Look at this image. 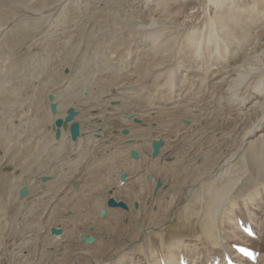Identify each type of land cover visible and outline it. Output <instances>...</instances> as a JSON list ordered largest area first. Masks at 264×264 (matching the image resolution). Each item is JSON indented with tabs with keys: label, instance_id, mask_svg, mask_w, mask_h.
Here are the masks:
<instances>
[{
	"label": "bare ground",
	"instance_id": "6f19581e",
	"mask_svg": "<svg viewBox=\"0 0 264 264\" xmlns=\"http://www.w3.org/2000/svg\"><path fill=\"white\" fill-rule=\"evenodd\" d=\"M0 49L15 58L77 56L60 66L68 74H49L46 111L38 110L42 96L34 100L40 114L7 107L4 99L22 83L0 87V264H39L44 243L55 251L48 264L73 250L91 264H119L86 252L104 259L119 243L122 264H159V254L167 264H181L180 256L187 264H210L224 249L236 264H264V224L256 227L264 213L247 199L264 192V0H0ZM103 54L108 67L93 62L88 73L81 66ZM19 62L2 63L11 69ZM84 73L95 90L78 91ZM150 77L162 82L153 102L144 87ZM68 107L80 114L72 121L82 122L74 140L72 121L55 125ZM152 113L140 123L141 114ZM132 149L139 157H131ZM67 174L71 181L64 182ZM62 203L84 210L89 224L98 216L92 243L82 235L62 239L59 223L46 231ZM238 217L255 226L256 239L240 234ZM238 243L258 252L255 263L233 250ZM24 250L29 255L22 258Z\"/></svg>",
	"mask_w": 264,
	"mask_h": 264
},
{
	"label": "rangeland",
	"instance_id": "374dc122",
	"mask_svg": "<svg viewBox=\"0 0 264 264\" xmlns=\"http://www.w3.org/2000/svg\"><path fill=\"white\" fill-rule=\"evenodd\" d=\"M255 39H257V38H255ZM1 50V49H0ZM2 52H0V87L2 88V86H3V88H4V90L5 91H7L5 88H8L7 86H9V87H11L13 84H15V83H17L18 85L16 86V87H19L20 85H19V83L21 84V87L20 88H15V89H13V90H11V91H13V94L15 95H13L14 97L13 98H11V99H9V97L10 96H8L7 95V99H4V101L6 102V101H8L9 103H10V105H8L7 107H10V106H12V107H10V108H13L14 106H18L19 105V107H17V109L16 110H18V114L19 113H30L31 114V112L33 113V112H35V113H37V114H40L41 112H43V110L44 111H46V107L44 106L45 104H46V101L48 100V98H46V92H47V90H46V85H45V81L46 82H48L49 84H51L52 83V81H51V78H52V76L51 75H49L50 73H54V72H61V74L63 73V74H68V70H67V68H65V69H63V70H61V67L60 66H62V65H65V63L67 64V62L68 63H73L75 60V58L77 57L75 54L74 55H71L70 57H68V54L66 55L67 57L65 58L64 57V54H62V53H51V52H46L45 54H41V52L40 53H38L39 54V56H38V54L37 53H33V54H23V55H20V56H17L16 55V58H15V56L14 55H3V54H1ZM49 54H51V55H49ZM52 54H54V55H52ZM60 54V55H59ZM47 55H49V56H47ZM63 55V56H62ZM24 56V57H23ZM46 56H47V58H46ZM52 56H54V57H52ZM104 56V57H103ZM107 56V57H106ZM20 57V58H19ZM52 57V58H51ZM56 57V58H55ZM73 57V58H72ZM102 57V58H101ZM4 58H6V60L4 59ZM7 58L9 59V60H7ZM14 58V59H13ZM42 58V59H41ZM49 58H51L52 59V61L49 59ZM54 58V59H53ZM68 58V59H67ZM71 59V61L73 60V62H70V59ZM89 57H87V59H88ZM96 58V59H95ZM17 59H19L20 60V62H19V66L17 67V68H11L12 70L14 69V71H11V69H8V68H6L5 66H6V64H3L4 62H6V63H8L9 61L11 62V61H13V60H17ZM45 59H48V60H46L45 61ZM94 60L93 61H88L89 62V64L87 63V65H86V63L84 62H82L81 63V66H82V64L84 65V67H86L87 66V68H85V70L86 71H88V73L89 72H92L93 73V71H91V70H93L94 69V67L93 66H91V64L93 63V62H95L96 64H97V67L99 68V69H102V67L103 68H106V67H108V66H106L107 65V62H108V60L110 59V56L109 55H106V54H103V55H96V57H94L93 58ZM65 60H67V61H65ZM96 60H98L97 62H96ZM107 62H106V61ZM3 62V63H2ZM9 62V63H10ZM8 63V64H9ZM55 63V64H54ZM7 64V65H8ZM103 64V65H102ZM3 65V66H2ZM24 65V66H23ZM29 67H30V69H29ZM58 67V68H57ZM16 69V70H15ZM55 69H57V71L55 70ZM59 69V70H58ZM89 69V70H88ZM91 69V70H90ZM22 70V71H21ZM24 70V71H23ZM7 71V72H6ZM28 71V72H27ZM9 72V73H8ZM33 73V74H32ZM87 73V74H88ZM32 74V75H31ZM85 74V75H84ZM83 74V77L81 78V79H83V86H81V87H79L78 88V91H79V89L80 90H82L83 89V93L84 92H86V89H87V87H89V88H92L93 90H95V85H93V82H91V79L90 78H87L88 76H87V74L86 73H84ZM176 74H177V72H175L174 73V75L176 76ZM5 75H6V77H5ZM89 75V74H88ZM51 76V77H50ZM2 77V78H1ZM36 77V78H35ZM77 77H80V76H77ZM12 78H13V80H12ZM21 78H22V80H21ZM24 78V79H23ZM34 78V79H33ZM41 78V79H40ZM84 78H85V80H84ZM80 79V80H81ZM87 79V80H86ZM169 79H170V77H169ZM169 79L167 80V85H168V87H169V94H170V96L171 95H174V93L171 91V89H170V82H169ZM4 80V81H3ZM24 80V81H23ZM152 80V82H150ZM173 80V79H172ZM3 81V82H2ZM21 81V82H20ZM85 81H87V82H85ZM174 81V80H173ZM8 82V83H7ZM28 82V83H27ZM33 82V83H32ZM42 82V83H41ZM4 84V85H1V84ZM35 83H37V84H35ZM87 83V84H86ZM90 83L92 84V85H90ZM162 83V82H161ZM160 82H157L156 84H154V81H153V78L152 77H150L147 81H146V83L144 84V87H145V89L147 90V95H149V101L148 102H153V101H155V99L157 100V97L156 96H158V92H159V84H161ZM29 84V87L27 86V85ZM33 84H35V85H33ZM79 84L80 85H82V82L80 81L79 82ZM26 85V86H25ZM38 85H40V86H44L45 88H44V91L43 92H41V91H39L38 89L40 88V86H38ZM153 85V86H152ZM155 85V86H154ZM37 86V87H36ZM87 86V87H86ZM92 86V87H91ZM95 86V87H94ZM157 86V87H156ZM31 87H34V88H32L31 89ZM35 87H36V89H35ZM84 87V88H83ZM22 88H24V89H22ZM158 90H157V89ZM184 88H185V90L187 91V93H188V90L186 89V88H188V85L186 84V86H184ZM195 88V87H194ZM194 88H191L189 91L191 92V91H193L194 90ZM17 89H19V90H17ZM114 89V88H113ZM4 90H1L0 89V93H2ZM14 90H15V92H14ZM16 90L18 91V92H16ZM25 90H28V91H25ZM58 90V89H57ZM92 90V91H93ZM107 90V89H106ZM105 90V91H106ZM155 90V91H154ZM184 90V91H185ZM2 91V92H1ZM25 91V92H24ZM35 91H36V95H35ZM49 91V90H48ZM152 92V94H151V92ZM163 91H166V90H163ZM10 92V91H9ZM34 94H33V93ZM39 92V93H38ZM176 92L178 93L179 92V90L177 89V87H175V94H176ZM4 93V92H3ZM2 93V94H3ZM18 93H20V94H18ZM27 93H28V95H27ZM156 95H155V94ZM16 95H17V97H16ZM19 95V96H18ZM30 95V96H29ZM32 95H34L35 97H33ZM37 95H39V96H37ZM130 95V94H129ZM129 95L127 94L126 96H124V94H123V97L125 98V99H127L128 97H129ZM152 95V96H151ZM22 96V97H21ZM23 96H24V98H23ZM42 96V98H43V100L42 99H38V97L40 98ZM128 96V97H127ZM12 97V96H11ZM34 98V99H33ZM38 99V101H39V105L38 106H40L41 107V105H42V107L41 108H39L38 110H40L41 109V112L39 113L38 111H36L37 110V108L35 109V102H34V100L35 99ZM16 99V100H15ZM36 99V100H37ZM3 100V99H2ZM1 100V101H2ZM20 100V101H19ZM35 100V101H36ZM131 101V100H130ZM128 101V104H126V106H128L129 108L130 107H132L133 106V101ZM32 102V103H31ZM147 102V103H148ZM8 103V104H9ZM21 103V104H20ZM30 103V104H29ZM41 103V104H40ZM119 103V102H118ZM117 102H112L111 104V106H115V105H117L118 104ZM147 103L146 104H144L145 106H147ZM12 104V105H11ZM23 104V105H22ZM34 104V106H32ZM132 105V106H130V105ZM14 105V106H13ZM28 105V106H27ZM44 106V107H43ZM30 107H32V108H30ZM21 109V110H20ZM48 109L50 110V106H48ZM26 110V111H25ZM92 111H96V110H92ZM134 111H136V110H134ZM77 112V111H76ZM52 113V112H51ZM76 114H78V115H80L78 112L76 113ZM97 114V112H95V115ZM142 114H146V113H142ZM140 115V117H138L139 118V121H140V123H146L147 124V117H150V116H152L153 115V113L151 114V115H149V116H144V115ZM77 115V116H78ZM144 116V117H143ZM78 117H80V116H78ZM142 119V120H141ZM182 122L184 123V124H186L187 122H184V120H182ZM77 123H79L80 125L82 124V122L80 121H77ZM48 124H46V125H43L42 126V129H41V131L43 132L44 130H45V127L47 126ZM146 127V126H145ZM123 129H127L128 130V132H129V128L128 127H126V128H123ZM113 133H115L114 131H113ZM127 135V134H126ZM159 135H161L162 137H164V134H159ZM154 136H155V134H152V138H154ZM164 139V138H163ZM168 143V142H167ZM90 149V150H89ZM92 147L91 148H88V150H87V154L85 155L84 154V156H86L87 158L89 157V155H91L92 154ZM139 153V152H138ZM137 153V154H138ZM167 155V153H165V154H163V155H161V156H166ZM80 156H81V154H80ZM139 157V156H138ZM82 158V157H81ZM84 158V157H83ZM129 159L131 160L132 158H130L129 157ZM166 160L165 161H173V157H167V158H165ZM132 161H133V159H132ZM135 161H137L136 163H139V162H141V160L138 158L137 160H135ZM61 161H59L58 162V164L60 163ZM147 164V163H146ZM43 172L45 173V174H49L48 172H47V170H46V168L44 167L43 168ZM53 172H54V174H55V176L57 175V169H53ZM58 176V175H57ZM147 176V175H146ZM49 178H51V176H48ZM58 179H59V176H58ZM61 180V179H60ZM120 180V179H119ZM63 181L64 182H69V181H71V178H70V175L69 174H67L66 175V177H64L63 178ZM157 181H159V179L157 180ZM157 181H156V183H157ZM123 181H120V184L122 183ZM160 182V181H159ZM59 183H62V182H59ZM156 183H155V186H154V189L156 188ZM160 185H161V182H160ZM73 188H75V187H73ZM157 189V188H156ZM103 191L105 192V194L107 195V189H103ZM260 195L259 196H257V197H255L254 199H253V201H252V199H251V197L249 196L247 199H248V201H249V204H248V206L249 205H253L254 207H256L257 209H261L262 210V213H264V192H261V191H259L258 192ZM250 198V199H249ZM119 201H122V200H119ZM248 201H247V203H248ZM124 203H125V201H123ZM127 202V201H126ZM126 206H127V204H126ZM133 206H134V208H137L138 207V203H136V202H134L133 203ZM117 208H119V209H117V210H121L122 208H120V207H117ZM240 208V207H239ZM245 208H246V205H244V208H240L241 210H244L245 211ZM128 208H126V209H122L123 211H126ZM121 210V211H122ZM68 212H70L71 214L70 215H67V213ZM247 212V211H246ZM57 216H62L61 218H59V220L57 221L56 219H57ZM96 217V218H95ZM88 218H90V216L89 215H87L86 213H85V211L84 210H82L81 209V211L79 212V211H77V210H75L74 209V207L73 206H67L66 204H64V203H62V204H59L55 209H54V217L52 218V220H51V222L49 223V225H46L45 226V229H46V231L48 230V228L49 227H53L54 225H57L58 223H59V227L62 229V231H63V233H64V236H63V238L62 239H65V238H68L69 236L71 237V238H73L74 240L75 239H77V237L78 236H80V235H85V234H87V233H91V234H89V235H92L94 238L96 237L97 238V236L94 234V232L97 230V227H98V216H94L93 215V218L94 219H97L96 221H93V220H91L92 221V223L91 224H89V220H88ZM237 219H240L239 217L237 218ZM254 219H256V217H254ZM124 222H126V218L124 219ZM236 225H238L237 224V221H236V223H235ZM263 224H264V219H263V221H261V223H256V227H257V229H259V227H260V229L261 228H263ZM74 227V231H72V232H70L69 230L71 229V227ZM135 227H137V225L135 226ZM255 226L253 225V227H252V229L254 230V232H256V229L254 228ZM100 228V227H99ZM257 233V232H256ZM241 235H246L247 237H249V238H253V239H256L257 237L256 236H251V235H247V234H244V233H240ZM237 238V237H236ZM240 239V240H239ZM239 241H241L242 240V238H241V236H239ZM237 241V240H236ZM47 244L48 243H44V244H41V248H42V250H43V253H42V255H41V257H40V263L39 264H48V262L50 261V254H53L55 251L53 250V248H51V249H47ZM238 244H240V243H238ZM245 246H247L248 248H250L248 245H245ZM250 249H252V248H250ZM252 250H254L255 252H257L254 248L252 249ZM89 255H91L92 256V258L94 259V260H96V259H98L99 261H103V260H105L107 257H110V258H115L117 261H119L120 263L119 264H122L123 262H124V255L121 253V248H120V243L118 244V246H117V249H116V251H114L112 254H106L104 257V259H102L101 257L100 258H96V255L95 254H93L92 253V251L91 250H87L86 251ZM77 253V251L76 250H73L72 252H69L68 254H66V255H64V256H62L59 260H61V262H60V264H69V257L70 256H72L73 254H76ZM258 253V252H257ZM27 255H29V250H24L23 252H22V258L23 257H25V256H27ZM77 255V261L75 262V264H91V263H89L88 261H86V260H84L83 259V257L81 256V255H78V254H76ZM9 256V255H8ZM7 256V257H8ZM101 259V260H100ZM27 261H29V262H31L30 260H28L27 259ZM82 261V262H81ZM251 261V260H250ZM252 263H255V262H253V261H251Z\"/></svg>",
	"mask_w": 264,
	"mask_h": 264
},
{
	"label": "water",
	"instance_id": "95a60500",
	"mask_svg": "<svg viewBox=\"0 0 264 264\" xmlns=\"http://www.w3.org/2000/svg\"><path fill=\"white\" fill-rule=\"evenodd\" d=\"M49 98H50V100H51V99H52V95H50ZM50 108H51V111H52V112H56V106H55L54 103H51ZM75 115H76V111H75L72 107H68L64 119H62V118H57V119L55 120V125H56L57 129H58L60 126L65 125V124H66L65 122L72 121V119H73V117H74ZM78 126H79V124H78L76 121H72L71 124H70V126H69V127H70V128H69V130H70V135H71L70 137H71L72 140H74V139L77 137V135H78ZM122 132H123V133H127L126 130H122ZM56 135H57V136L59 135V130L56 131ZM129 142H130V140H129ZM152 145H153V146H152V147H153V151H152V153L155 154V153L157 152V149H158V146H159V141H154V142L152 143ZM129 152H130V155H131L132 158H136V157L138 156L137 152H136L134 149L130 150ZM44 178H45V177H44ZM120 178L123 179V178H124V174H121ZM158 184H160L159 181H157V184H156V185H158ZM25 192H26V188L23 187V188L20 190V195H23ZM108 205H109V206H113V205H115V202L111 199V200L108 201ZM122 206H124V205H122ZM104 212H105L104 209H100V214H101V215H102ZM54 231H56V230L54 229ZM81 238H82L84 241H86L87 243H92V242L94 241V237H93L92 235H88V236H86V235H82Z\"/></svg>",
	"mask_w": 264,
	"mask_h": 264
}]
</instances>
